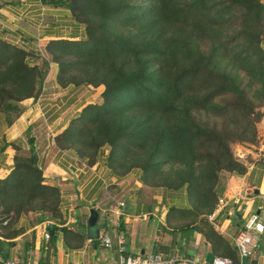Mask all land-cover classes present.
Wrapping results in <instances>:
<instances>
[{"label":"trees","instance_id":"trees-1","mask_svg":"<svg viewBox=\"0 0 264 264\" xmlns=\"http://www.w3.org/2000/svg\"><path fill=\"white\" fill-rule=\"evenodd\" d=\"M49 1L68 10L85 37L47 41L49 59L0 40V121L10 125L22 102L41 95L51 65L60 88L104 87L101 102L84 107L55 146L87 164L108 149L115 176L137 171L143 185L183 197L185 206L168 207V226L195 230L215 254L226 253L229 245L207 219L219 203L220 175L247 172L231 145L257 142L263 0ZM27 143L0 179L1 221L59 213L60 192L44 184L34 140Z\"/></svg>","mask_w":264,"mask_h":264},{"label":"crops","instance_id":"crops-1","mask_svg":"<svg viewBox=\"0 0 264 264\" xmlns=\"http://www.w3.org/2000/svg\"><path fill=\"white\" fill-rule=\"evenodd\" d=\"M84 37V27L71 13L49 0H0V40L10 45L49 59L44 53L47 41ZM55 76L51 65L41 95L22 102V113L10 125L4 118L0 121V179L12 171L16 147L26 142L29 149L27 140L32 138L44 184L60 192V210L56 216L29 212L8 218L0 231L4 256L20 264H110L122 239L126 255L160 253L176 258L174 264H188L183 259L209 264L216 256L234 264H264V137L242 156L245 175L228 173L221 184L220 203L207 220L229 250L215 254L201 233L191 230L185 235L168 226V207L185 206L182 196L174 199L163 189L143 185L137 171L115 176L106 166L104 151L95 163L87 164L55 146L54 138L93 104L96 92L89 86L60 88ZM254 215L263 232L256 235L251 256L241 260L234 239ZM103 237L111 239V250L102 246Z\"/></svg>","mask_w":264,"mask_h":264},{"label":"built area","instance_id":"built-area-1","mask_svg":"<svg viewBox=\"0 0 264 264\" xmlns=\"http://www.w3.org/2000/svg\"><path fill=\"white\" fill-rule=\"evenodd\" d=\"M220 203V200H219ZM218 203V204H219ZM217 208V207H216ZM212 215L209 219H212ZM7 224V220H0V231L3 226ZM263 232V225L259 222L258 216H252L247 223L244 225L242 231L235 237L234 243L237 249L239 259H246L251 256L253 248L255 246V241L257 239L256 235H259ZM44 238H49V233L46 231ZM102 246L106 249H112V241L109 237L102 238ZM118 256L115 259H112L110 264H174L177 259L174 257H166L160 253H149L146 255H126L125 248L123 245V240H118ZM188 264H206L198 263L190 259L181 260ZM0 264H20L13 258L4 256L0 252ZM209 264H234L233 260L228 257H214L211 263Z\"/></svg>","mask_w":264,"mask_h":264},{"label":"rangeland","instance_id":"rangeland-1","mask_svg":"<svg viewBox=\"0 0 264 264\" xmlns=\"http://www.w3.org/2000/svg\"><path fill=\"white\" fill-rule=\"evenodd\" d=\"M263 46H264V44H263ZM45 55V54H44ZM50 73V70H49V72H48V74ZM48 74H47V76H48ZM47 76H46V79L45 80H47ZM89 87H91V86H89ZM93 89H94V87H92ZM95 90H96V92L93 94L95 97L94 98H92L91 100H92V102H93V104H99L100 102H101V94H102V92H103V90H104V87H102V86H100V87H98V88H95ZM100 91H102L101 92V94H100ZM260 112L262 113V115H263V117H262V120L264 119V106L263 107H261V109H260ZM262 120L260 121V122H262ZM260 122L256 125V127H257V142L254 144V145H252V144H249V143H237V144H233V145H231V150H232V153H233V155H234V157H235V159L236 160H238L239 162H241L242 163V161L243 160H245V157L243 158L242 156L245 154V155H248L247 153V151L246 150H251V149H253L254 147H258L259 146V142L263 139V137H264V125L263 126H261V127H259L258 128V125L260 124ZM260 126V125H259ZM261 134H260V133ZM258 137H260V139L258 138ZM51 139V138H50ZM259 139V140H258ZM46 141V140H45ZM54 144H55V142H54ZM19 148H20V153L22 152L23 154L25 153V152H27L28 151V148H27V144H26V142H23V144H21V145H19ZM108 149H104V153H105V157H106V155L108 154ZM37 153V152H36ZM27 155V154H26ZM37 156L39 157L40 156V154H38L37 153ZM38 159H40V158H38ZM228 175V173H225V172H223L221 175H220V183L222 184V182H223V180L226 178V176Z\"/></svg>","mask_w":264,"mask_h":264}]
</instances>
